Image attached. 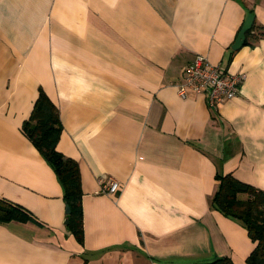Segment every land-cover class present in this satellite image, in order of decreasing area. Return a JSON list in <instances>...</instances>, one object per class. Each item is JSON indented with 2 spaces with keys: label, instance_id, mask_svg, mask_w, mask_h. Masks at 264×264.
Returning <instances> with one entry per match:
<instances>
[{
  "label": "crops",
  "instance_id": "crops-1",
  "mask_svg": "<svg viewBox=\"0 0 264 264\" xmlns=\"http://www.w3.org/2000/svg\"><path fill=\"white\" fill-rule=\"evenodd\" d=\"M250 13L264 27V0H0V197L37 221L0 225V264H247L246 229L209 201L218 172L264 191V40L231 54ZM196 55L245 75L218 110L178 93ZM40 88L80 167L83 245L22 132Z\"/></svg>",
  "mask_w": 264,
  "mask_h": 264
},
{
  "label": "trees",
  "instance_id": "trees-1",
  "mask_svg": "<svg viewBox=\"0 0 264 264\" xmlns=\"http://www.w3.org/2000/svg\"><path fill=\"white\" fill-rule=\"evenodd\" d=\"M250 14L254 16L253 13ZM261 40H264V27L258 25L254 17L251 29L245 34L243 47L254 48ZM236 52L237 50L232 49L231 54ZM22 132L56 174L63 189L65 203L70 208L66 215V228L83 245V190L80 167L76 160L66 157L57 148L63 132L60 112L42 88L29 118L22 124ZM215 179L217 190L209 201L210 207L246 229L250 240L255 244L246 259L247 264H264V191L240 181L232 173L218 172ZM11 222L37 221L23 206L0 197V225ZM198 264L234 263L230 258L222 257L213 262Z\"/></svg>",
  "mask_w": 264,
  "mask_h": 264
},
{
  "label": "built area",
  "instance_id": "built-area-1",
  "mask_svg": "<svg viewBox=\"0 0 264 264\" xmlns=\"http://www.w3.org/2000/svg\"><path fill=\"white\" fill-rule=\"evenodd\" d=\"M245 78L243 73L231 74L226 68L212 64L203 55H196L183 70L178 93L183 99L190 92L207 94L208 104L218 110L225 102L234 99L240 92ZM118 181L112 178L102 179V191L111 195L119 191Z\"/></svg>",
  "mask_w": 264,
  "mask_h": 264
},
{
  "label": "water",
  "instance_id": "water-1",
  "mask_svg": "<svg viewBox=\"0 0 264 264\" xmlns=\"http://www.w3.org/2000/svg\"><path fill=\"white\" fill-rule=\"evenodd\" d=\"M253 22H254V16L252 14H249L246 17V19L242 25V28H241L239 34L237 35V38H236L234 44L232 45L233 50H239L240 48L243 47V43L245 40V34L249 29H251ZM69 212H70V208L68 205H66V213L68 214ZM66 223H67V221H66Z\"/></svg>",
  "mask_w": 264,
  "mask_h": 264
}]
</instances>
